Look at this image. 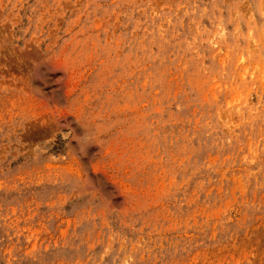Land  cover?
I'll use <instances>...</instances> for the list:
<instances>
[{
  "label": "rangeland",
  "instance_id": "obj_1",
  "mask_svg": "<svg viewBox=\"0 0 264 264\" xmlns=\"http://www.w3.org/2000/svg\"><path fill=\"white\" fill-rule=\"evenodd\" d=\"M0 264H264V0H0Z\"/></svg>",
  "mask_w": 264,
  "mask_h": 264
},
{
  "label": "bare ground",
  "instance_id": "obj_2",
  "mask_svg": "<svg viewBox=\"0 0 264 264\" xmlns=\"http://www.w3.org/2000/svg\"><path fill=\"white\" fill-rule=\"evenodd\" d=\"M37 52V51H36ZM31 60V59H30ZM29 64V63H28ZM30 65V64H29ZM23 66V65H22ZM40 68V67H39ZM35 69V68H34ZM36 70V69H35ZM39 70V69H38ZM13 71V70H12ZM15 71V70H14ZM16 72V71H15ZM33 72V71H32ZM35 72V71H34ZM4 73V72H3ZM17 73H18V71H17ZM8 75V74H7ZM6 82V81H5ZM6 83H8V81L6 82ZM13 85V84H12ZM54 115V114H53ZM61 116V115H60ZM58 117V116H57ZM51 118V117H50ZM68 118V117H67ZM57 119V118H56ZM60 119H63L64 120V117L62 118V116H61V118ZM70 119V118H69ZM67 120V119H66ZM71 120V119H70ZM46 121V120H45ZM59 122V121H58ZM57 123V122H56ZM60 123H61V121H60ZM68 123V122H67ZM58 124V123H57ZM57 124H56V126H57ZM71 125H72V123H71ZM81 125V124H80ZM55 126V127H56ZM75 129H76V127H74ZM91 144V143H90ZM103 175V174H102Z\"/></svg>",
  "mask_w": 264,
  "mask_h": 264
}]
</instances>
